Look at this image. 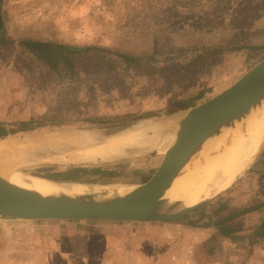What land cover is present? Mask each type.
<instances>
[{"label":"rangeland","instance_id":"rangeland-1","mask_svg":"<svg viewBox=\"0 0 264 264\" xmlns=\"http://www.w3.org/2000/svg\"><path fill=\"white\" fill-rule=\"evenodd\" d=\"M23 40L98 49L73 54L70 61L66 54L47 60L25 49ZM122 54L140 60L126 61ZM263 58L264 0H0V122L10 130L30 123L45 130H101L170 114L181 118L186 109L219 93ZM198 93L193 105L169 111L180 99ZM19 131L15 135L21 136ZM151 151L110 163L92 162L102 166V175L85 178L84 192L95 185L139 184L162 157L163 152ZM55 166L59 165L29 162L21 170L38 175L56 172ZM259 166H264V137L249 167L229 187L180 220H200L199 214L215 209L211 202L221 208L230 202L233 210L261 206L264 172L249 169ZM258 211L249 224L264 228V208ZM84 224L98 227L105 222ZM64 225L38 221L25 225L22 232L21 226H0V235L13 227L14 235L7 238L12 248L14 241L16 250L34 252L33 241L23 248L20 236L25 232L32 240L37 227L43 249L52 251L55 240L46 233L55 234ZM93 238L96 244L102 241L99 235ZM142 243L150 264L157 247ZM52 254L46 258L60 264ZM87 258L89 264H106L100 252L98 257L88 252Z\"/></svg>","mask_w":264,"mask_h":264},{"label":"bare ground","instance_id":"bare-ground-1","mask_svg":"<svg viewBox=\"0 0 264 264\" xmlns=\"http://www.w3.org/2000/svg\"><path fill=\"white\" fill-rule=\"evenodd\" d=\"M178 118L170 115L143 119L112 136H102L98 130L56 129L51 134L34 131L0 137V179L42 195L88 193L84 192L82 183L60 182L22 171L31 161L25 152H44L56 145H72L78 149L66 155L47 156L42 161L73 164L110 163L151 150L162 153L174 137ZM263 137L264 102L239 122L225 126L219 134L208 138L173 180L157 206L163 209L176 205L177 211L206 201L216 191L229 187L249 167ZM132 187L126 183L95 185L90 193L96 198H111L127 193Z\"/></svg>","mask_w":264,"mask_h":264},{"label":"crops","instance_id":"crops-1","mask_svg":"<svg viewBox=\"0 0 264 264\" xmlns=\"http://www.w3.org/2000/svg\"><path fill=\"white\" fill-rule=\"evenodd\" d=\"M56 129L45 130L41 129V127H34L28 130H20L22 134L34 131H46L51 134ZM18 132L20 131L9 134L15 135ZM66 153L63 152L59 155H66ZM44 163L59 165L55 166L56 171L61 172L78 165L90 168L100 166L93 163ZM100 167L102 169V166ZM101 175L102 170L100 175L99 173L88 172L79 181L70 182L81 183L85 178L95 180L98 178H93L94 176L100 177ZM229 203L225 205L226 207L223 206L221 208L216 202H211L210 205H215V209L206 210L208 214L205 215L199 214L200 220H180L181 218L174 221H25L5 219V222L3 220L2 222L0 221V226L3 228L7 225L21 226L20 232L24 230L25 225L29 227L32 222L36 223L38 221L44 224L50 221L64 222L65 229L61 231L56 229L55 234L46 233V235H50V239L54 237L52 239L55 240L53 252L48 248L43 249L40 239L42 235L40 236L41 232H39L40 229L37 230V227V231L35 230L33 233L32 240H30L31 237L28 239L25 237V232L21 233L20 239L25 241L23 248L33 241L32 243L36 245V250L33 252L31 249L16 250L14 241L12 248V242L7 238L14 235V228L8 227L10 233L1 234L3 235L2 237L0 235V264H51V259H47L46 256H50L52 253V259L54 258L55 262L57 261L60 264H89L88 252L97 257L98 252H100L106 264H148L145 260L148 251L144 249L142 240L148 241L154 248L157 247L155 248L156 257L151 262L152 264H264V228L262 226L257 228L254 223L249 224L250 220L254 219L255 221L257 219L258 212H260L258 210L264 208V202L261 203V206L258 204L256 207H248L245 210H233L234 206ZM208 204H204V207H207ZM193 211H190L189 214ZM90 221H102L105 224L98 227L85 226L84 223ZM165 223H167V228L164 231ZM262 224L264 226V223ZM94 235H99L102 241L96 244V239L93 238ZM125 236L128 237L125 238ZM131 236L135 238L133 237L132 239ZM59 241H61L60 246ZM71 241H76V243L71 244ZM133 241L135 243H132ZM67 243L69 245L63 247ZM101 245L106 246L100 249ZM112 247L118 248L119 252H114ZM37 258L39 260H34Z\"/></svg>","mask_w":264,"mask_h":264},{"label":"water","instance_id":"water-1","mask_svg":"<svg viewBox=\"0 0 264 264\" xmlns=\"http://www.w3.org/2000/svg\"><path fill=\"white\" fill-rule=\"evenodd\" d=\"M262 102H264V58L219 93L186 109L184 115L178 119L173 130L174 137L162 153L155 170L127 193L111 198H96L90 192L75 196L42 195L13 186L0 179V218L25 221L178 220L197 208L202 202L177 211H175L176 205L160 209L157 205L163 200L173 180L196 156L208 138L219 134L225 126L239 122L251 110L261 106ZM170 115L175 116V114ZM136 122L138 120L98 131H101L102 136H112ZM76 149L78 147L60 144L44 152L28 151L25 152V155L31 160L30 162H42L47 156L49 158ZM149 153L144 151L134 155ZM127 157L117 158L114 161ZM249 169L264 172V166L250 167Z\"/></svg>","mask_w":264,"mask_h":264},{"label":"trees","instance_id":"trees-1","mask_svg":"<svg viewBox=\"0 0 264 264\" xmlns=\"http://www.w3.org/2000/svg\"><path fill=\"white\" fill-rule=\"evenodd\" d=\"M20 44L27 49L28 51L32 52L35 56L39 58H46L47 60L53 59L54 57H61L64 55L67 61H70L73 57V54L79 53L81 51H89V50H97L98 47L96 46H72L67 44H60V43H53V42H46V41H35V40H23ZM72 56V57H71ZM123 58L126 61H139L140 57L137 55H129V54H122ZM190 84H193V80L190 81ZM201 93H198L196 96H191L189 98L180 99L177 102V106L171 108L169 111H176L184 108H188L189 106L193 105L195 99L199 98ZM37 126H33L32 123L24 125L21 128H17L15 130H9L6 128L4 123L0 122V137H4L9 133H14L20 129L28 130L32 129ZM39 127V126H38ZM101 167H88L83 165L72 166L65 171H56L54 173H45L39 174L43 177L49 178L55 181H79L86 173L93 172L100 175Z\"/></svg>","mask_w":264,"mask_h":264}]
</instances>
